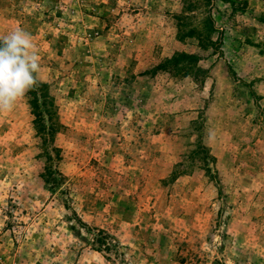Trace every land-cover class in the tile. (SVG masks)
<instances>
[{
  "label": "rangeland",
  "instance_id": "1",
  "mask_svg": "<svg viewBox=\"0 0 264 264\" xmlns=\"http://www.w3.org/2000/svg\"><path fill=\"white\" fill-rule=\"evenodd\" d=\"M16 26L59 125L0 112V264H264V0H0Z\"/></svg>",
  "mask_w": 264,
  "mask_h": 264
},
{
  "label": "clouds",
  "instance_id": "2",
  "mask_svg": "<svg viewBox=\"0 0 264 264\" xmlns=\"http://www.w3.org/2000/svg\"><path fill=\"white\" fill-rule=\"evenodd\" d=\"M41 57L32 34L16 26L0 35V112H11L44 81Z\"/></svg>",
  "mask_w": 264,
  "mask_h": 264
},
{
  "label": "trees",
  "instance_id": "3",
  "mask_svg": "<svg viewBox=\"0 0 264 264\" xmlns=\"http://www.w3.org/2000/svg\"><path fill=\"white\" fill-rule=\"evenodd\" d=\"M187 57L195 59L194 55H187ZM48 84L43 82L40 86L28 93L30 98L28 104L32 115L34 116L33 124L39 135H53L57 129V112L55 109L54 99L47 90ZM48 124H46V122Z\"/></svg>",
  "mask_w": 264,
  "mask_h": 264
}]
</instances>
